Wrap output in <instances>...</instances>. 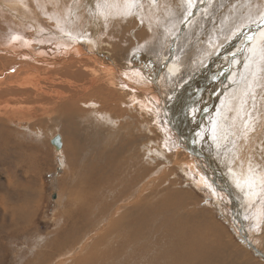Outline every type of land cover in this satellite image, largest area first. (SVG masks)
Masks as SVG:
<instances>
[{
	"label": "rangeland",
	"instance_id": "obj_1",
	"mask_svg": "<svg viewBox=\"0 0 264 264\" xmlns=\"http://www.w3.org/2000/svg\"><path fill=\"white\" fill-rule=\"evenodd\" d=\"M56 4L68 9L65 39L82 38L75 48L62 42L68 50L49 60L15 42L0 46V264H264L219 206L227 199L239 221L261 233L264 0ZM3 6L0 41L9 43L14 14ZM27 26V41L43 32L34 19ZM114 67L134 71L128 82L140 84L144 97L147 89L151 103L127 105ZM92 72L101 92L89 87ZM47 75L63 82L44 81L47 91L34 99L39 80H32ZM56 104L59 113L48 119L46 107ZM18 107L32 109V119L3 116ZM175 153L195 159L212 195L185 175ZM249 157L260 164L254 176Z\"/></svg>",
	"mask_w": 264,
	"mask_h": 264
},
{
	"label": "bare ground",
	"instance_id": "obj_2",
	"mask_svg": "<svg viewBox=\"0 0 264 264\" xmlns=\"http://www.w3.org/2000/svg\"><path fill=\"white\" fill-rule=\"evenodd\" d=\"M37 1V2H36ZM48 2V5L45 6V5H42L38 0H0L1 3L4 4V6L6 7H10L11 9V13L14 14V18H13V22H6L7 24V29L9 31V33L11 34V41L9 43L5 42V41H0V46L2 44V46L4 47H7L8 45L7 44H10L11 42H15V45L16 44H20L21 46H24V47H27L30 49V51H38V52H43L46 56L50 57V58H47L49 60H52L51 58H54L56 57L57 55H60L62 54L63 52L67 51L68 49H70V51L72 50L71 49V46L75 48L74 44L73 43H77L79 39H82V38H74V40H71L69 39L68 37V40H66V36H65V33L68 29H63L61 28L64 24V21H65V16L67 17V15L69 14L68 13V9L67 8H62L60 7L61 4H56L58 0H46ZM38 4V5H36ZM55 5V6H54ZM98 6H100V4L98 3L97 4ZM3 6V7H4ZM54 6V7H53ZM3 7H1V11H3ZM41 11V12H39ZM42 17H46V18H49L50 20H52L51 23L49 24H46L45 21L42 20ZM70 17V16H68ZM1 19H6V18H3L1 17ZM29 19H34L36 20L41 26H39L41 28V30H43V32L41 33H38L40 34L39 36L37 34L33 35V41L30 40V41H27L29 40L28 39V31H29V27L27 26V22ZM126 19V18H125ZM53 21H56L58 23V25H56L55 23V26H52V23ZM68 21H69V18H68ZM66 25V24H65ZM58 26V27H57ZM57 27V28H55ZM70 26H68L67 28H69ZM70 30V28H69ZM233 30V29H232ZM68 32V31H67ZM71 32V31H69ZM69 34V33H68ZM18 38H21V39H18ZM68 41V42H66ZM31 42H37V47L36 49H34L32 46H31ZM65 43V45H63L61 47V44ZM69 42H71L70 44H68ZM12 44V43H11ZM82 48V47H81ZM79 49V48H77ZM83 49V48H82ZM47 59L45 58H39V63L40 64H48V63H51L49 61H47ZM147 62V61H145ZM95 64H97V62H94ZM115 68V71L117 73V76H118V80H119V87L121 89H118V92L121 93V96L123 98V100L125 101H128L129 100V103L128 104H133V102H136L137 100H145L144 101V104L147 105V103H151L150 101L152 99H149L147 100L148 95H152L151 93H146L145 91L147 90H143L144 91V94L146 95L145 97L142 95V93L139 91L141 90L142 86L140 84H130V82H128V77L129 78H133L135 77V73L133 71V73L130 75L129 73H125V71H129L131 72V70L129 69H121L120 68ZM52 67L50 65H47L46 68H45V71H49L51 70ZM85 69L86 70H90V71H93L92 68H90L89 66H85ZM92 77H90V82H91V85L89 86L90 88L92 87L95 91L97 92H101L103 90V87H96L94 84H98L99 83V80L98 78H96L95 74L92 72ZM39 80V84H38V88H35L33 90V94H34V99H38V98H41L43 95H44V92L47 91L46 88L42 86V83L45 81V84L44 85H49L50 87L51 86H56V85H60L63 80L62 79H53L52 76L50 75H47L45 80H40L37 76H35V78L32 80L33 82L35 81H38ZM134 80V78H133ZM132 80V81H133ZM136 80V79H135ZM68 81V84L69 85H73V82L71 80H67ZM131 81V79H130ZM135 82V81H134ZM141 86V88H139L138 86ZM139 89V90H138ZM110 91H108L107 93H109ZM137 92V93H135ZM5 93H11V94H19V93H24L25 95V98L26 99H29L30 98V94L31 96L33 95L31 92L27 93V92H23V91H20V90H16V89H8V92H5ZM4 93V94H5ZM106 93V94H107ZM109 95L113 96L112 98V103H114L116 99L119 100V96H117L116 94L113 95L112 93H110ZM119 95V94H118ZM157 95V94H156ZM155 95V96H156ZM153 96V95H152ZM147 97V98H146ZM155 98V97H154ZM99 98L97 97V100ZM156 99V98H155ZM45 100V99H43ZM47 102V100H46ZM110 102V101H109ZM49 103V101L47 102ZM79 104H81L83 106L84 103H81L78 101ZM94 107H96V104L93 103ZM103 107H108V106H105L103 105ZM80 108H76V110L78 111ZM117 109V108H115ZM8 112L10 113H5L3 116L6 117L7 119L9 120H12V118L14 117L17 118L19 121L21 122H25V121H30V119H32V114L30 113H27V112H32V109H29L28 107H18V108H11L8 110ZM45 115L48 117V119H51V118H54L58 113H59V109H58V104L55 105V107H46L45 109ZM148 115L147 116H150L149 113H147ZM109 118H111L110 120L114 123L116 122H120L121 120H119L118 118H120L119 116H117L116 114H113L114 116L113 117H110V114H106ZM116 118V120H115ZM151 121V120H150ZM157 121V120H155ZM33 123V122H32ZM100 123V122H98ZM128 127V126H127ZM244 128H246L245 131L249 130V126H245ZM252 128V126H250V129ZM101 129V128H100ZM105 131V130H104ZM101 133V132H100ZM105 134V132L103 133ZM103 134L101 135L103 137ZM99 135V137H100ZM245 135V134H244ZM94 136V135H93ZM101 137V138H102ZM94 138V137H93ZM96 139H99V138H96ZM132 139V138H131ZM245 140V138H243ZM130 140V139H129ZM100 141V139H99ZM131 141V140H130ZM134 141V140H133ZM246 141V140H245ZM97 143V142H96ZM132 143V141H131ZM126 145H128L126 143ZM125 147V146H124ZM220 147V145H219ZM134 149V148H133ZM226 153V152H225ZM179 154V153H178ZM174 155H177L176 153ZM179 156V157H178ZM125 157V156H124ZM128 157V156H127ZM178 157V161L180 164H181V168L182 166L184 167L183 169L186 171L184 172L185 175L190 178L193 182V184L199 188V189H202L201 191H206L207 192V195H212L211 194V191H209L208 189L205 188V185L202 183V181H200V179L196 176L195 174V171H194V165L191 164V162H193L195 159H193L190 155H184V154H179L177 155ZM176 158V157H175ZM127 159V158H126ZM129 159V158H128ZM245 159V158H244ZM249 160V161H248ZM175 161V159H174ZM248 161V162H247ZM176 162V163H177ZM246 162L247 164L246 165V168L248 171H250V174H252V176L255 175V173H259V170L257 171V169H260L259 168V165L256 163V164H253V159L251 157H249L248 159H246ZM173 164V163H172ZM178 164V163H177ZM185 165V166H184ZM179 166V165H178ZM187 167V168H185ZM149 171V170H148ZM150 172V171H149ZM151 174V173H150ZM155 175V174H154ZM145 176V175H144ZM165 177V176H164ZM158 178V177H157ZM160 181V180H159ZM256 182L259 181L262 182L261 178L258 180V179H255ZM150 180H147L145 183H148L150 185ZM155 184V183H154ZM257 184V183H256ZM202 185L204 187H202ZM154 187V186H153ZM141 189V188H140ZM143 190V189H141ZM147 191V190H146ZM143 192V191H142ZM145 192V191H144ZM169 192V190H168ZM205 192V193H206ZM140 193V192H138ZM143 194V193H142ZM141 194V195H142ZM140 195V196H141ZM165 195V194H164ZM167 195V193H166ZM256 195V194H255ZM263 194H261L262 196ZM136 197V196H135ZM166 197V196H165ZM217 197V196H215ZM141 198V197H140ZM138 200V199H137ZM141 201V199H140ZM227 201L226 200H222L219 201L220 203V210H222V212H225L226 213V217H231L232 221H233V224L234 226H236V228L239 230L241 228L244 229V232L246 233V235L252 239V242L253 244L255 243L256 245H258L261 249L264 250V239L262 238L263 235H264V226L261 224L259 225H262L261 228H260V231L261 233L258 231L259 227H257L258 230L254 231L252 230V226L250 225L251 228H248L247 229V226H245L244 224H242V222L239 221V219L236 217L237 213H240V209H236L235 207H232V208H229V204H225V202ZM236 202V205H237V201ZM135 203V202H134ZM133 204V203H132ZM235 205V206H236ZM224 207L228 208V209H224ZM237 207V206H236ZM127 208V207H126ZM239 208V207H238ZM230 209V210H229ZM124 210V209H123ZM137 212V211H136ZM140 212V211H139ZM221 212V213H222ZM141 213V212H140ZM124 214V213H123ZM127 214V213H126ZM129 214V213H128ZM174 214V213H173ZM123 216V215H122ZM137 216V215H136ZM143 216V214H142ZM167 216V215H166ZM125 218L127 217L126 215L124 216ZM145 217V216H144ZM248 217V216H247ZM257 217V216H256ZM123 218V217H122ZM250 220L248 219H245V220H248V221H251L252 223H254L252 220L253 218L251 217H248ZM124 219V218H123ZM141 219H144L141 217ZM228 219V218H227ZM104 220V219H103ZM264 220V219H263ZM143 222V221H142ZM121 224H122V221H121ZM127 224V223H126ZM240 224V225H238ZM125 225V224H123ZM253 225V224H252ZM131 226V225H130ZM200 226L204 229V231L207 233V228L205 225H202L200 224ZM257 226V225H256ZM130 228V227H129ZM132 228V227H131ZM174 228V227H173ZM251 229V230H250ZM256 229V228H254ZM135 230V229H134ZM172 230V229H171ZM129 231V229H128ZM127 231V232H128ZM259 233H258V232ZM131 232L132 229H131ZM125 233H126V230H125ZM134 233V232H133ZM136 233V232H135ZM138 233H141V232H138ZM115 234V233H114ZM137 234V233H136ZM129 235V234H127ZM138 235V234H137ZM141 236H144L143 235H140ZM111 237V236H110ZM147 237V236H146ZM130 238V237H128ZM148 238V237H147ZM139 239V238H138ZM112 240V238H111ZM136 241H138L137 239H134ZM140 240V239H139ZM144 240V239H143ZM141 241V240H140ZM144 243V242H143ZM204 253V252H203Z\"/></svg>",
	"mask_w": 264,
	"mask_h": 264
},
{
	"label": "water",
	"instance_id": "obj_3",
	"mask_svg": "<svg viewBox=\"0 0 264 264\" xmlns=\"http://www.w3.org/2000/svg\"><path fill=\"white\" fill-rule=\"evenodd\" d=\"M79 45H84V47L88 48V46L83 43V42H79ZM52 144H54L56 146V148H59L61 146V139L60 137L55 138L54 140H52ZM237 231H239V234L241 235V237H243V240L249 244L250 248L257 254V256H259L261 259L264 260V250L261 249L258 245H256L255 243L253 244L252 239H250L246 233L244 232V229H237Z\"/></svg>",
	"mask_w": 264,
	"mask_h": 264
}]
</instances>
